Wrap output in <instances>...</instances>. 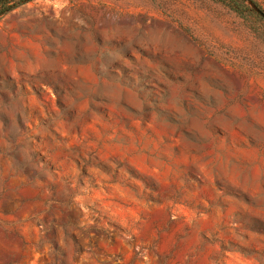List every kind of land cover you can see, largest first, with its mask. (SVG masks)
<instances>
[{"label": "rangeland", "instance_id": "1", "mask_svg": "<svg viewBox=\"0 0 264 264\" xmlns=\"http://www.w3.org/2000/svg\"><path fill=\"white\" fill-rule=\"evenodd\" d=\"M0 4V264H264V0Z\"/></svg>", "mask_w": 264, "mask_h": 264}, {"label": "trees", "instance_id": "2", "mask_svg": "<svg viewBox=\"0 0 264 264\" xmlns=\"http://www.w3.org/2000/svg\"><path fill=\"white\" fill-rule=\"evenodd\" d=\"M11 2V0H0V4L5 8L1 13L4 14L5 12H8L9 10L16 7V5L8 6V4Z\"/></svg>", "mask_w": 264, "mask_h": 264}]
</instances>
